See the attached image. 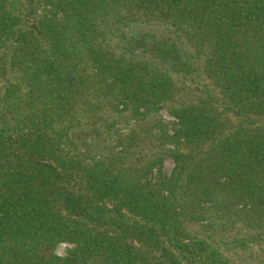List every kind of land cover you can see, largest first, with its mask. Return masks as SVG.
<instances>
[{
    "label": "trees",
    "instance_id": "obj_1",
    "mask_svg": "<svg viewBox=\"0 0 264 264\" xmlns=\"http://www.w3.org/2000/svg\"><path fill=\"white\" fill-rule=\"evenodd\" d=\"M0 264H264V0H0Z\"/></svg>",
    "mask_w": 264,
    "mask_h": 264
},
{
    "label": "rangeland",
    "instance_id": "obj_2",
    "mask_svg": "<svg viewBox=\"0 0 264 264\" xmlns=\"http://www.w3.org/2000/svg\"><path fill=\"white\" fill-rule=\"evenodd\" d=\"M161 116L165 119V120H167V121H171L172 119L166 114V112L165 111H161ZM162 164H163V167H164V170H170L171 168H172V161H171V159L170 158H168V157H163V159H162ZM66 247H69V245L67 244V243H61L58 247H57V249H56V253L58 254V255H63L64 254V252H65V248Z\"/></svg>",
    "mask_w": 264,
    "mask_h": 264
}]
</instances>
